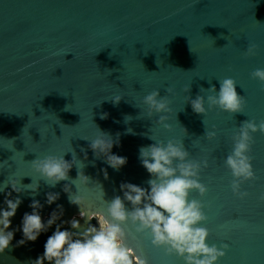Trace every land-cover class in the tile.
<instances>
[{
	"label": "water",
	"instance_id": "95a60500",
	"mask_svg": "<svg viewBox=\"0 0 264 264\" xmlns=\"http://www.w3.org/2000/svg\"><path fill=\"white\" fill-rule=\"evenodd\" d=\"M250 42L258 45L256 54L244 57ZM256 68H264V0H0V183L15 179L22 188L13 193L22 203L9 230L19 228L23 214L31 212L32 199L44 204L50 191L60 196L40 210L42 221L57 204L64 209L61 219L76 216L78 208L69 203L65 184L84 197L83 207L100 211L101 187L109 200L122 196L121 182L147 187L150 177L139 148L154 143L149 136L174 138L183 142L190 158L208 160L199 177L208 190L202 197L193 190L189 198L204 203L207 242L229 245L217 264H264V202L258 200L264 193V134H252L257 178L241 185L248 192L244 199L233 195L232 176L224 165L240 123L264 120V91L250 78ZM225 77H232L244 96L243 112L214 107L203 116L194 113L186 96L195 98L210 85L218 90V80ZM153 89L170 101L168 129L156 123L158 114L148 117L142 103ZM201 94L208 93L202 89ZM115 96H121L118 104L112 102ZM98 128L119 139L111 151L127 163L118 171L88 148L87 140L99 134ZM205 128L216 136L206 139ZM47 154H65L66 160L73 156L69 177L74 180L49 187L28 163ZM77 169L90 178L88 185L76 178ZM36 183L34 194L28 188ZM3 199L0 193V207H5ZM54 227L21 246H15L22 238L16 231L9 249L0 253V264L35 259ZM124 227L128 243L148 264H184Z\"/></svg>",
	"mask_w": 264,
	"mask_h": 264
},
{
	"label": "clouds",
	"instance_id": "9594fccd",
	"mask_svg": "<svg viewBox=\"0 0 264 264\" xmlns=\"http://www.w3.org/2000/svg\"><path fill=\"white\" fill-rule=\"evenodd\" d=\"M257 48L256 43L250 42L244 50V57L255 55ZM250 78L257 80L261 91H264V68L251 71ZM218 83V90L216 85H210L207 89L201 87L195 98L186 96V103L190 104L194 113L203 116L214 107L232 114L243 112L246 101L244 96L238 94L236 81L232 77H225L218 80ZM202 89L208 94L202 95ZM171 91V87L166 89L167 93ZM185 91L190 92V86ZM120 100L121 96H115L112 102L118 104ZM142 103L146 106L148 117L158 114L156 123L165 129L170 128L166 123L167 114L171 111L167 95L160 96L159 90L153 89L143 96ZM106 115L102 114L101 119L106 118ZM128 118L130 116L126 120H130ZM212 127L215 128L214 125ZM184 130L186 132L185 128ZM257 131L264 134V120L258 123L251 119L242 121L231 137V152L224 159V165L232 176L231 191L240 199L248 196L246 190H241V185L257 178L250 155L254 143L252 134ZM215 136L214 130L205 128L206 139L211 140ZM148 138L154 143L139 148L140 163L150 177L146 181L147 187L121 182L119 189L122 196L114 195L109 200L104 198L105 193L97 182L103 192L102 211L83 207L84 197L72 194L69 185L65 184L63 191L68 193L69 203L78 208L76 216L68 220L61 219L64 209L57 204L47 220L42 221L40 210L45 204H53L60 196L58 192L50 191L45 193L44 204L32 199L29 204L31 212L23 214L19 228L9 230L12 224L10 218L15 216L22 203L20 196H13V193H20L22 188L15 179L8 178L0 183V193H4L5 205L0 207V253L9 249L14 233L18 230L22 233V238L16 241L15 246L35 242L41 233L55 226L43 245L42 254L29 260L27 264H148V260L128 243L129 231L124 227L128 225L138 237L147 236L153 248L163 249L166 255L182 258L184 264H217L219 258L226 255L225 250L229 245L221 243L218 247L215 243L207 242L209 232L202 226L208 219L203 210L204 203L199 199L189 198L193 190L201 197L207 192V185L199 177L202 168L208 166V160L190 158L189 151L180 140ZM87 141H90L88 148L92 150L94 157H103L104 162L112 169L118 171L127 163L126 157L111 151L114 144L119 145L118 137L114 140L110 134L99 129V134ZM81 151L84 152V149ZM64 155L36 156L28 163L49 187L54 188L59 182L71 179L69 171L75 165V159L72 156L71 160H66ZM104 175L107 179L106 170ZM76 178L84 185L89 184L90 178L82 169H77ZM9 185L11 190L6 191ZM38 188L39 184L36 183L28 189L35 194ZM258 200L264 202V193L259 195ZM93 219L96 221L95 225L91 223ZM65 225L68 227H64Z\"/></svg>",
	"mask_w": 264,
	"mask_h": 264
}]
</instances>
